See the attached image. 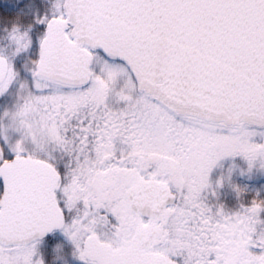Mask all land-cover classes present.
I'll return each mask as SVG.
<instances>
[{
	"label": "snow or ice",
	"instance_id": "6c2138e0",
	"mask_svg": "<svg viewBox=\"0 0 264 264\" xmlns=\"http://www.w3.org/2000/svg\"><path fill=\"white\" fill-rule=\"evenodd\" d=\"M0 40V264H264V201L207 202L264 166V0H5Z\"/></svg>",
	"mask_w": 264,
	"mask_h": 264
},
{
	"label": "rangeland",
	"instance_id": "374dc122",
	"mask_svg": "<svg viewBox=\"0 0 264 264\" xmlns=\"http://www.w3.org/2000/svg\"><path fill=\"white\" fill-rule=\"evenodd\" d=\"M6 99H9V101L4 107L0 108L2 112L11 110L21 103V99L18 98L16 95H9ZM2 119H3V123L1 128L13 126L12 122L7 118L1 117V120ZM260 169H264V166L258 163L256 167L250 171L249 164L243 157L229 158L223 162L221 167L216 168L212 172L210 176V183L212 184L214 192H216L214 188H223L226 191L228 198L245 199V196L242 191L243 190L242 187L239 185H238L239 187H237L236 182L242 181V183L245 184L249 182L252 183L253 181L254 183L255 180L256 181L258 180V177L260 175ZM239 177H242V180H238ZM217 181L218 183L216 184ZM86 190L87 189H82V191H86ZM207 198H209V196ZM246 198L248 199V196ZM248 200L247 202L245 201L242 202L244 203L243 204L244 206H248L247 204H250L248 203ZM221 204H219L217 207L223 208L226 212L238 211L236 209H230V208H227L228 210H226L224 205ZM210 207L213 210L216 209L213 205H211ZM52 253L53 254L51 257V264H71V259H72L71 252L70 249L68 250V248L64 243H61L60 245L58 244L56 246V242H55L52 248Z\"/></svg>",
	"mask_w": 264,
	"mask_h": 264
},
{
	"label": "water",
	"instance_id": "95a60500",
	"mask_svg": "<svg viewBox=\"0 0 264 264\" xmlns=\"http://www.w3.org/2000/svg\"><path fill=\"white\" fill-rule=\"evenodd\" d=\"M151 86V89L156 93H163L164 95H168V90L164 88L162 84H160L157 80H151L148 82ZM184 111L189 113H194L197 115H207V118L223 121V122H231L230 117L227 115L226 111L223 108L219 107H210L201 103L198 99L193 98L187 100V102L183 100H177Z\"/></svg>",
	"mask_w": 264,
	"mask_h": 264
},
{
	"label": "trees",
	"instance_id": "16d2710c",
	"mask_svg": "<svg viewBox=\"0 0 264 264\" xmlns=\"http://www.w3.org/2000/svg\"><path fill=\"white\" fill-rule=\"evenodd\" d=\"M3 2H5V0H0V3H3ZM4 43H5L4 41L0 40V46H3ZM26 67L30 69L31 64L28 63ZM21 71L24 72V68H22ZM8 101L9 99H4L0 101V108L4 107L8 103ZM0 112L2 111L0 110ZM2 123H3V119L1 120V117H0V128L2 127ZM242 189H243L242 190L243 194L245 196V199H242L243 201L247 202L248 199L249 201H252V200H256L257 198L264 201V169H260V175L258 177V180L256 181V184L253 183V181L252 183L251 182L245 183L242 185ZM247 196H248V199L246 198Z\"/></svg>",
	"mask_w": 264,
	"mask_h": 264
},
{
	"label": "flooded vegetation",
	"instance_id": "af4514ba",
	"mask_svg": "<svg viewBox=\"0 0 264 264\" xmlns=\"http://www.w3.org/2000/svg\"><path fill=\"white\" fill-rule=\"evenodd\" d=\"M238 180H242V177H239ZM217 183H218V181L216 182V184ZM236 183H237L236 184L237 187H239V186L242 187V185H243L242 181H237ZM254 183L256 184V180ZM233 184H235V183H233ZM214 190L216 191V192H214L215 194L209 195V198H207L208 199L207 202H208L209 206L213 205L215 208H218L217 206L222 203L224 205V207L226 208V210H228L227 208L239 210L241 205L244 204V203H242L243 200L241 198H238V199L228 198V195L223 188H214ZM253 201L254 200H252V201L248 200V203H251ZM57 243L60 245L63 242L57 241L56 246L58 245Z\"/></svg>",
	"mask_w": 264,
	"mask_h": 264
}]
</instances>
